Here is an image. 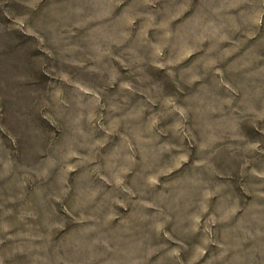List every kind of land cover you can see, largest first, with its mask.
<instances>
[{
	"label": "rangeland",
	"instance_id": "374dc122",
	"mask_svg": "<svg viewBox=\"0 0 264 264\" xmlns=\"http://www.w3.org/2000/svg\"><path fill=\"white\" fill-rule=\"evenodd\" d=\"M0 264H264V0H0Z\"/></svg>",
	"mask_w": 264,
	"mask_h": 264
}]
</instances>
